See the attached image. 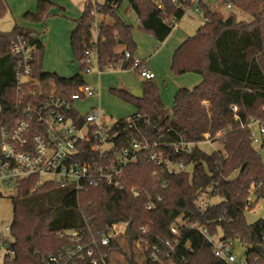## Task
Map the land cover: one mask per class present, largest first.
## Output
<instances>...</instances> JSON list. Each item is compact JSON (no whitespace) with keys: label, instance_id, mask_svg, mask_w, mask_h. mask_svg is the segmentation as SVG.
Returning a JSON list of instances; mask_svg holds the SVG:
<instances>
[{"label":"trees","instance_id":"1","mask_svg":"<svg viewBox=\"0 0 264 264\" xmlns=\"http://www.w3.org/2000/svg\"><path fill=\"white\" fill-rule=\"evenodd\" d=\"M84 1V11L70 39L80 65V73L73 77L43 70L45 47L32 30L15 25L11 32H0V105L5 112H15L17 67L11 47L19 36L36 45L33 77L48 89L53 83L62 91L75 93L85 83L82 72L88 67L84 62L87 51L97 52L100 72L120 68L134 70L138 75L133 61L137 48L134 27L118 15L123 3L127 2L137 16L141 32L152 35L159 43L171 35L193 4L191 0ZM226 1L220 0L219 6ZM233 4L235 9L249 14L251 21H238L233 13L223 17L210 1L200 3L209 23L180 44L171 68L176 75L197 73L202 81L193 89H178L172 112L166 109L154 80H144L141 100L129 90H113L136 107L129 117H141L133 129L127 127V117L115 123L117 146L155 139L164 143L166 155L173 162L191 165V175L163 173L147 152H140L138 161L125 167L121 188L114 195L104 185L78 191L53 183L36 187L37 177L25 180L12 197L14 255L6 256L5 264H46L50 257L59 255H64L63 262L68 264H92V258L100 261L107 255V262L112 264L116 253L126 256L129 264H137L134 237L143 227H147L146 239L161 248L164 264H227L215 256L212 245L190 227L192 224L208 226L213 235L221 232L226 240H239L247 264H264V218L253 224L245 218V212L264 199V191L257 189L259 183L264 186L263 159L253 146L249 127L253 118L264 122V0H236ZM55 7L51 0H39L37 12L25 14L24 19L46 22ZM8 10L6 0H0V16ZM97 16L103 20L98 23L96 36ZM126 51L132 59L125 58ZM233 105L237 111L231 108ZM219 132L223 133L216 138ZM205 134L216 138L221 149L206 153L195 146L187 153L171 146L181 138L201 142ZM208 189L220 201L201 213L196 208L197 193ZM133 190L140 193L138 197ZM254 190L257 196L250 202ZM149 201L155 205L151 210L146 208ZM129 222L131 237H119L109 246L102 245L101 239L110 235L113 225ZM174 225L177 235L171 232ZM78 246L84 247V259L77 254ZM89 249L93 256L87 255ZM68 250L74 252L70 257ZM140 254L143 264H162L152 261L148 253Z\"/></svg>","mask_w":264,"mask_h":264},{"label":"built area","instance_id":"2","mask_svg":"<svg viewBox=\"0 0 264 264\" xmlns=\"http://www.w3.org/2000/svg\"><path fill=\"white\" fill-rule=\"evenodd\" d=\"M191 1L193 4L188 10L203 15L200 3H206L209 0ZM235 1L227 0L223 7L226 10H233ZM100 21L97 16L96 36L99 33L98 23ZM35 50L36 45L24 36H19L11 47L17 67V93L15 112H5L4 107L0 105V196H16L20 184L32 177L38 178L36 187L53 183L62 188L74 187L78 191H83L87 186L104 185L114 195L121 188L125 167L136 163L140 152H147L150 161L161 167L163 173L177 175L186 172L191 175L192 169L191 167L189 169L191 165L186 166L181 162H173L166 155L164 143L155 139L143 138L131 142L129 146L119 148L116 144L119 133L114 129L115 123H106L102 111L97 107L91 108L85 114L78 109V103L88 101L98 94L97 88L86 81L75 93L62 91L53 83L49 89L44 87L33 77L32 61ZM86 55L84 62L88 67L82 72L84 77L92 72L98 60L96 51H87ZM125 58L132 59L133 57L130 52L126 51ZM133 61L134 66L139 69L138 75L142 80L156 78L144 61L135 58ZM28 88L30 90H27ZM203 104L208 105L207 102ZM231 108L234 111L238 110L235 105ZM140 118L139 115L136 118L128 116L126 118L127 127L129 129L138 127L137 120ZM146 122L149 123V120ZM249 127L253 143H259L264 148V142L261 139L264 134V122L253 118ZM223 132H219L216 138L220 137ZM204 137V140L198 143L181 138L178 143L171 146L175 147V151L191 153L195 146L200 148L203 144L212 145L214 139H211L210 134H205ZM257 189L264 191V186L259 183ZM14 190H16L15 195H13ZM133 193L135 197L140 194L136 190H133ZM252 195L257 196L255 190ZM210 205L211 197H208L206 191H199L196 200L197 210L205 213ZM154 206V203L149 201L146 208L151 210ZM127 224L113 225L110 235L101 239L102 245L109 246L113 239L126 237ZM190 227L196 229L212 245L215 256L220 261L227 264H247L245 256H242L245 250L236 254L235 240H226L222 235H213L206 225L192 224ZM171 232L174 235L178 234L175 225L172 226ZM146 233L147 227H143L134 237L135 249L140 250L144 255L148 253L152 261L164 264L161 248L156 244H151L145 237ZM72 235L76 236V233ZM12 243L11 225L5 227L0 225V264H5L6 256L14 255L11 249ZM165 244L172 248L170 241H166ZM83 250L84 247H77L80 259H84ZM66 254L70 257L74 252L68 250ZM87 255L93 256V250H87ZM63 256H52L46 264H68V261L63 262ZM91 263L109 264L107 255H103L100 261L92 258Z\"/></svg>","mask_w":264,"mask_h":264},{"label":"rangeland","instance_id":"3","mask_svg":"<svg viewBox=\"0 0 264 264\" xmlns=\"http://www.w3.org/2000/svg\"><path fill=\"white\" fill-rule=\"evenodd\" d=\"M38 1L39 0H12L13 3H9L6 0L8 5V13L4 16H0V32H11L15 25H19L25 28H28L34 32L36 36L43 42L45 47V53L43 56V69L48 73L56 74L60 77L70 78L80 73V65L76 60L74 52L72 50V45L70 43V30L67 27V22H71V24L76 22L81 16L73 17L71 14L67 13L66 11H71L73 13L72 4H70L69 0L66 2V11L59 10V5H55V9L53 13L50 14L49 18L47 19L46 23L48 26V32L45 29V22H35L25 20L24 16L27 13H36L38 9ZM74 5L78 7L80 0H70ZM100 2L104 0H99ZM63 5V3H61ZM220 5V4H219ZM218 5V6H219ZM11 6V7H10ZM33 7V10L29 7ZM218 11L223 17H228L231 13H233L238 21H245L249 22L251 20V16L247 14L246 19L240 16V10L233 9V10H226L225 7L219 6ZM15 8L16 13L18 16L13 13V9ZM62 8V7H61ZM12 11V12H11ZM118 12L127 19L126 22L133 25V39L136 43V51L141 49L140 40L147 41L148 38L155 39L152 35H147L139 29V23L137 16L134 12L129 8V4L127 2L123 3L122 6L119 8ZM243 12V11H242ZM245 13V12H244ZM20 14V15H19ZM119 15V14H118ZM21 22V23H20ZM179 26L183 29L192 30L193 34L188 35L192 37L196 34L199 24H205L204 16L199 13L192 12V10H188L186 15L182 18L179 22ZM208 28H211L208 26ZM151 40V39H150ZM155 43L150 44L145 43L144 51L146 55L141 59L135 55V58H139V60H145L148 62V67L154 72L157 76V79L154 82L158 85L160 93L161 90L164 92L163 97L164 99L169 98L171 100L170 104L165 106L169 112H172V108L174 105L173 97L174 93H172L173 88L177 87L180 82L181 77H191L193 80H199V83L202 81V76L189 72L182 75H176L172 72V60L174 53L178 47L171 52V57L167 61H165L162 57L156 58V56H151V52L147 53L149 49H153L155 45H160L156 39ZM135 54V53H134ZM144 58V59H143ZM92 71L94 73H98L97 65L94 64ZM123 70L120 68L113 69V70H105L102 72V75L99 77L98 75L87 77V81L89 83H94L96 88L100 91V97L97 98L95 101L93 99L90 101L88 100L87 104L80 105L78 104L79 110L82 114L87 113V111L93 106H96L101 109L104 117L105 122L108 124H114L118 120L126 118L136 112V107L127 101L122 100L117 95L114 94L115 89H124V90H131V86H135L134 88L141 89L144 85V80L136 74L134 70H128V72H122ZM165 82V83H164ZM100 84V85H99ZM211 137V136H210ZM264 138V134H263ZM212 139V138H211ZM214 140L216 138H213ZM212 142V145H202L201 147L206 153H211L214 150L221 149V143L219 141ZM255 149L259 152L262 159L264 160V148L259 143L254 144ZM202 150V149H201ZM191 166H189L190 169ZM208 197H211V204L218 203L220 201L219 197H212L211 190H206ZM16 194V190L13 191V195ZM255 197L252 195L250 197V202H254ZM245 218L248 224H253L259 219L264 218V199H261L254 209L245 212ZM14 219V207L12 203V195H2L0 196V225L2 227L11 225ZM218 235H222L221 232H218ZM217 235V236H218ZM243 246L239 240H235V252L236 254H240L243 251ZM135 254V262L137 264H143L144 258L140 254V250H137ZM116 258L112 259V264H129L127 261L126 256L121 254H113ZM128 255L132 257V253L128 250ZM117 261V262H116Z\"/></svg>","mask_w":264,"mask_h":264},{"label":"crops","instance_id":"4","mask_svg":"<svg viewBox=\"0 0 264 264\" xmlns=\"http://www.w3.org/2000/svg\"><path fill=\"white\" fill-rule=\"evenodd\" d=\"M52 1V3L53 4H55V5H59L60 7H62L65 11L67 10L66 9V2L65 1H67V0H51ZM214 6H218L219 4H220V0H209ZM8 2L11 4V3H13L12 2V0H8ZM69 2H70V4H72V9L74 10L73 11V13L71 12V11H66L67 13H69V14H71V16H73V17H75L76 15V17H78V15H82V13H83V11H84V8H85V1L84 0H80V1H78L79 2V5H78V7L76 6V5H74L70 0H69ZM103 2V1H102ZM61 3H63V5L61 4ZM128 4V3H127ZM11 7V6H10ZM219 7V6H218ZM30 9H32L33 10V7L31 6V7H29ZM53 9H55V8H53ZM51 10V12L50 13H53L54 11H56V10ZM63 10V11H64ZM12 12V11H11ZM13 13L15 14L16 13V11H15V8L13 9ZM118 14H119V17L122 19V20H124V21H127V19H125L124 18V16L123 15H121L119 12H118ZM240 16L241 17H243V18H245L246 19V13H244V12H242L241 10H240ZM16 15V17L18 16V14H15ZM20 15V14H19ZM202 15V14H201ZM203 16V15H202ZM252 19V18H251ZM99 20H103L102 19V17L101 16H99ZM245 21H247V20H245ZM251 21V20H250ZM138 22V21H137ZM205 24H207V21L205 20ZM21 23V22H20ZM139 23V22H138ZM45 29H46V32H48L49 30H48V26H47V23L45 22ZM76 22L74 23H72L71 24V22H67V27L69 28V30H70V39H71V35H72V32L75 30V28H76ZM180 24V23H179ZM179 24L175 27V29L173 30V32L171 33V35L163 42V43H161L160 45H155L154 47H153V49L151 48V49H149L148 51H147V53H149V52H151V56H150V58H152L153 56H156V58H163L165 61H167L168 59H170V55H171V52H173L174 51V49L176 48V47H179L180 46V44H182L185 40H187L188 38H189V34L190 35H192L193 34V32H192V30L190 31L189 29H186V28H181L180 26H179ZM205 24H199L200 26L198 27V29L201 27V26H203V25H205ZM19 26V25H18ZM22 27V26H21ZM197 29V30H198ZM151 39V40H150ZM156 41H155V39H152V38H148L147 39V41L145 42V41H142V40H140V44H141V49H138V52H135V54H134V58H135V55H137V57H139L140 59L142 58V57H144L145 55H146V53H145V51H144V47H145V43H148V45H149V47H150V44H152V43H155ZM70 43H71V40H70ZM121 50H123V48L121 47L120 48ZM45 53V52H44ZM138 58V59H139ZM135 59H137V58H135ZM144 59V58H143ZM147 59H145L144 60V62H145V65L148 67V62L146 61ZM143 61V60H142ZM148 69L149 70H151L149 67H148ZM44 70V69H43ZM152 71V70H151ZM122 72H128V70H123ZM153 72V71H152ZM154 73V72H153ZM95 75H98L99 77L102 75V72H100V71H98V73H94L93 71L91 72V73H89V74H87V75H85V77H84V79H85V81L86 82H88L87 81V77H90L91 76V78H92V76H95ZM156 76V75H155ZM157 79V76H156V78L154 79V80H156ZM180 79V82H182L181 84H178V86L177 87H174L173 88V91H172V93H174L175 92V90H176V92L178 91V89H180V88H189V89H193L195 86H197L198 84H199V80L197 79V80H193L191 77H186V78H184V77H181V78H179ZM89 83V82H88ZM165 83V82H164ZM90 84H92L94 87H96L95 85H94V83H90ZM100 85V84H99ZM132 87V89H133V87H135V86H131ZM97 91H98V94L95 96V97H93L92 99H93V101H95L97 98H99L100 97V91L97 89ZM176 92H175V94H176ZM164 92L161 90V99H162V101H163V103H164V105L166 106L167 104H168V102H169V104H170V102H171V100L169 99V98H165L164 99V97H163V94ZM175 94H174V96H175ZM91 99V100H92ZM90 101V100H89ZM173 102H174V97H173ZM88 103V101H85V102H81V103H78V104H80V105H85V104H87ZM77 104V106H78V109H79V105ZM93 107H96V106H93ZM98 108V107H97ZM100 109V108H99ZM90 110V109H89ZM88 110V111H89ZM101 110V109H100ZM87 111V112H88ZM81 112V111H80ZM261 139H262V141L264 142V138H263V135H262V137H261ZM203 145H206V144H203ZM202 145H200V148L203 150V148L201 147ZM254 146V145H253ZM191 169H192V166H191Z\"/></svg>","mask_w":264,"mask_h":264},{"label":"water","instance_id":"5","mask_svg":"<svg viewBox=\"0 0 264 264\" xmlns=\"http://www.w3.org/2000/svg\"><path fill=\"white\" fill-rule=\"evenodd\" d=\"M130 94L135 98V99H143L144 97V94H143V91L141 89H138V88H134V89H131L130 90ZM263 165H264V160H263ZM131 227H132V223H128L127 224V227H126V232H125V236L126 237H131L132 236V230H131ZM245 255V251L242 253V256Z\"/></svg>","mask_w":264,"mask_h":264}]
</instances>
